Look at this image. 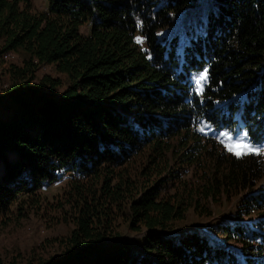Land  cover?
Masks as SVG:
<instances>
[{
  "label": "trees",
  "instance_id": "1",
  "mask_svg": "<svg viewBox=\"0 0 264 264\" xmlns=\"http://www.w3.org/2000/svg\"><path fill=\"white\" fill-rule=\"evenodd\" d=\"M45 1L0 0V54H25L0 96V216L66 180L55 207L74 225L39 264H264V150L204 131L264 145V0ZM41 65L65 80L30 88ZM233 198L230 221L176 228Z\"/></svg>",
  "mask_w": 264,
  "mask_h": 264
},
{
  "label": "rangeland",
  "instance_id": "2",
  "mask_svg": "<svg viewBox=\"0 0 264 264\" xmlns=\"http://www.w3.org/2000/svg\"><path fill=\"white\" fill-rule=\"evenodd\" d=\"M33 1L36 7L45 9V0ZM87 30V27L83 28L84 32H87ZM24 58L25 54L22 53L0 54V96L5 95L8 92V88L12 85V78L9 74L11 66L22 65ZM45 75L65 80L64 76L59 74L53 66L41 65L36 72V79L30 81L29 87L39 86ZM203 83L200 85L196 84L198 91ZM63 88H58V92H61ZM41 92L51 94L52 91L43 88ZM3 112V110H0V114ZM204 131L222 142L227 149L238 151L240 145H246L245 151L247 153H259L264 150V145L253 143L247 134L239 129L221 130L205 125ZM230 151L235 153L232 150ZM1 169L2 164L0 162V171ZM66 189V180L50 184L37 192V194H40V196L35 197L39 201L38 203H34L33 200L35 199L22 197L19 202L11 207V210L6 215L0 216L1 264H39L42 259L63 254L65 246L60 243V240H65L70 235L74 225L60 222L62 215L60 210L55 207V204L57 198ZM237 200V198H233L231 201L223 200L220 206H215V213L210 218L199 217L190 211L188 218L178 223L176 228L179 230L192 227L206 229V225L217 220L230 221L234 216ZM118 230L120 232L119 239L125 240L138 248L141 247L143 237L147 233L144 228L140 231L130 230L127 224L121 225ZM207 230L204 232L216 245H223L217 233ZM234 247L239 249L236 245Z\"/></svg>",
  "mask_w": 264,
  "mask_h": 264
},
{
  "label": "snow or ice",
  "instance_id": "3",
  "mask_svg": "<svg viewBox=\"0 0 264 264\" xmlns=\"http://www.w3.org/2000/svg\"><path fill=\"white\" fill-rule=\"evenodd\" d=\"M140 39H141V38H139V37L137 38L138 42L140 41ZM205 72H206V70H205ZM206 80H207V76H206V74H205V73H201V74L197 77V79H196V84H197V85H200L202 82H204V81H206ZM245 149H246V145H240L238 151L235 150V149H229V150L234 151L236 155H244V154H247V152L245 151ZM249 150H251V149H249Z\"/></svg>",
  "mask_w": 264,
  "mask_h": 264
}]
</instances>
